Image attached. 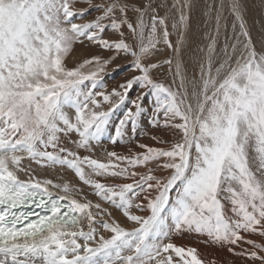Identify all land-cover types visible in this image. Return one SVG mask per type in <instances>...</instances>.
Wrapping results in <instances>:
<instances>
[{
	"label": "snow or ice",
	"instance_id": "6c2138e0",
	"mask_svg": "<svg viewBox=\"0 0 264 264\" xmlns=\"http://www.w3.org/2000/svg\"><path fill=\"white\" fill-rule=\"evenodd\" d=\"M200 8L0 0V264H221L176 243L185 234L264 264V38L258 50L242 0L227 3L231 35L224 0H205L197 40ZM85 41L99 54L69 67ZM118 58L130 76L109 91ZM48 169L74 173L96 199L38 175Z\"/></svg>",
	"mask_w": 264,
	"mask_h": 264
},
{
	"label": "rangeland",
	"instance_id": "374dc122",
	"mask_svg": "<svg viewBox=\"0 0 264 264\" xmlns=\"http://www.w3.org/2000/svg\"><path fill=\"white\" fill-rule=\"evenodd\" d=\"M204 2H205V0H201V8H200V10L197 13H195V16L199 20V24H197V20L194 19L193 27H192L193 33H198L196 39L200 40V41H202V39H203L204 32H206L208 30L207 28H205V25H204V21L207 18L202 16L203 15V3ZM207 2H211V0H207ZM216 2L219 3L220 0H216ZM224 3H225V9H224L223 15L226 18L227 23H228V33H229V35H231V32H232V18L230 17V15L228 13V10H227L228 0H224ZM242 3L246 7L245 19L247 21V26H248V28H249V30L251 32V36H252L253 42L255 43L257 49L259 50L260 47H261L262 38H264V0H242ZM224 23H225V21L222 20L221 24L223 25ZM211 27H214V23H213V25H211ZM176 39H177L176 35H173L172 36L173 42H175ZM223 42H224V37H223V35H221V37H220V45L221 46H223ZM193 47H195V45H193ZM87 49H89L91 51L95 50L94 52H96V54L97 53L99 54V50H97L95 47L90 45L87 41H85L83 44L77 43V44H75L73 46L72 52L69 53V55H68V57L66 59L67 65L69 67H72V66H74V64H76V63L80 62L82 59L86 58L85 54H82V53H85ZM104 55H107V54L104 53ZM170 55H172L171 51L170 50H165L160 58L161 59H166ZM74 56H77V58H75ZM185 60H186V62H188L186 75L188 76V78H191L192 72H193L194 61L192 60L191 53L187 51V45L185 46ZM116 61L117 62H115V64L110 65V67H108V69L106 70L108 73H111V75H108V76L105 77V84H106L107 89L109 91L113 88V86L117 87L120 83H122L124 81V79L126 78L125 76H127V77L130 76L129 70L125 67L127 65V63H128V60H126L124 58H118ZM117 65H120V67L123 70L121 71L120 69H117ZM196 71L198 72V65L196 66ZM162 72L163 73L167 72V66H165V68L162 70ZM126 73L128 75H126ZM160 78L161 79H165V76L161 75ZM106 81H107V83H106ZM177 81H176V83H177ZM166 82L169 83V84L172 83V77L170 75L166 77ZM132 94H133V97H134L136 95V91H133ZM144 127H145L144 130H146L148 133L149 132H153V133L160 132L159 130H157L155 128H151L146 123L144 124ZM146 136L147 135L141 136V135L138 134L137 137H136V140L137 141H141ZM165 138L171 140L172 136H167ZM152 145L154 146V144H152ZM127 147L128 146H126V145H124V146L122 145V148H127ZM131 147H133L135 149V142H133ZM118 148L120 149L121 146H119ZM118 148H116L117 151L119 150ZM108 149L109 150H113V146H109ZM136 150H138V149H136ZM120 152H123V150L120 151ZM68 179H74V177L73 178L71 177V178H68ZM75 181H76V185H81L80 181H78L77 179H75ZM88 191H89V193L87 192L88 197L90 199L95 200L96 198L90 194V189H88ZM89 194H90V196H89ZM115 214L117 216H119V213H115ZM251 238L252 239H256V238H259V237H251ZM199 239L202 240V241H205V239H207V237L206 236H201ZM217 250H220V249L218 248ZM247 264H250V262H247Z\"/></svg>",
	"mask_w": 264,
	"mask_h": 264
},
{
	"label": "bare ground",
	"instance_id": "6f19581e",
	"mask_svg": "<svg viewBox=\"0 0 264 264\" xmlns=\"http://www.w3.org/2000/svg\"><path fill=\"white\" fill-rule=\"evenodd\" d=\"M78 6H82V5H78ZM93 15H95V13H93ZM203 16V15H202ZM90 18V17H89ZM203 20V19H202ZM203 23V22H202ZM175 41V40H174ZM89 48V47H88ZM98 50V49H97ZM95 50L91 51L89 49L86 50L85 53H82V54H85V56L87 57L88 55L90 54H96V52H94ZM98 54V53H97ZM107 54V53H106ZM81 56V55H80ZM83 56V55H82ZM75 58H77V56H74ZM74 58V59H75ZM76 60V59H75ZM80 60V59H79ZM120 60V59H119ZM122 60V59H121ZM117 62V61H116ZM125 62V61H124ZM115 64V63H114ZM117 64V63H116ZM119 64V63H118ZM75 65V64H74ZM113 65V64H112ZM110 67V66H109ZM111 69V68H110ZM126 75H128L126 73ZM127 77V76H125ZM109 81V80H108ZM107 83V81H106ZM177 83L179 84V80L177 81ZM114 85V84H113ZM114 87V86H113ZM132 94V93H131ZM133 96V94H132ZM147 124V123H146ZM145 128V127H144ZM152 128V127H151ZM150 135H157V136H164L167 137V136H171L170 133H166V132H163V131H160V132H157V133H153V132H149ZM150 135H147L143 140L139 141L140 143H145V144H148V145H152L154 144V146H158V145H155V142L153 140L150 139ZM167 139V138H165ZM105 146L108 148L109 146H112L110 144H107V142H105ZM118 146V145H117ZM115 147V150L116 148H118L119 146H121V148L118 150V152L122 151L123 152H126L127 151V148H122V145H119L118 147ZM124 146V145H123ZM117 151V150H116ZM102 153H103V147L97 149V156H102ZM25 166H28L29 162L28 161H25ZM32 167H36L35 165H32ZM38 175L41 177V178H48V179H53L55 180L56 182H63L64 180H67L73 184H76V181L75 179L78 180V178H75V175L74 173L70 172V171H67V170H60V169H57V170H51V169H48V170H45V171H40L38 172ZM73 178L74 179H68V178ZM79 181V180H78ZM81 186L85 191V194H87V192L89 193L88 191V188L87 186H83V185H79ZM90 196V194H89ZM201 236H196V235H189V234H185L183 237H177L176 238V243L178 244H185V245H190V246H194V247H197L198 250L200 251L202 257H205L207 258L209 261L212 260V259H216L218 262H221V264H227V261L228 260H233L234 261V264H242V262L239 260V259H236L234 257L231 256V254L227 253V250L226 248L224 249H221L218 245H214L212 243H210L207 239H205V241H202L200 240ZM256 239H259V238H256ZM200 240V241H199ZM220 249V250H217V249ZM245 264H247V262H245Z\"/></svg>",
	"mask_w": 264,
	"mask_h": 264
}]
</instances>
